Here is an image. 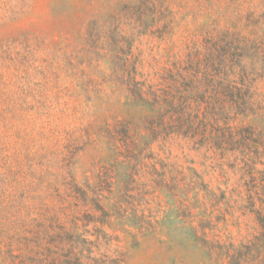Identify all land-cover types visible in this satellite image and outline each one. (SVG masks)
<instances>
[{
  "label": "rangeland",
  "instance_id": "1",
  "mask_svg": "<svg viewBox=\"0 0 264 264\" xmlns=\"http://www.w3.org/2000/svg\"><path fill=\"white\" fill-rule=\"evenodd\" d=\"M79 252L264 264V0H0V264Z\"/></svg>",
  "mask_w": 264,
  "mask_h": 264
},
{
  "label": "trees",
  "instance_id": "2",
  "mask_svg": "<svg viewBox=\"0 0 264 264\" xmlns=\"http://www.w3.org/2000/svg\"><path fill=\"white\" fill-rule=\"evenodd\" d=\"M245 77V76H244ZM242 82H235V81H221V92L223 97H231V100L235 103L236 107L238 108V112L243 113L247 111L248 108V101L246 100V92L243 89ZM218 115L220 119H224L226 122V115L223 113L222 109H219ZM220 119L215 120V123L220 127ZM80 252L76 257L75 264H82L80 261Z\"/></svg>",
  "mask_w": 264,
  "mask_h": 264
}]
</instances>
